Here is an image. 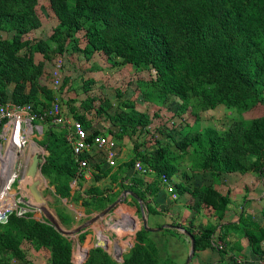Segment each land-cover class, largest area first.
Listing matches in <instances>:
<instances>
[{"label": "trees", "instance_id": "obj_1", "mask_svg": "<svg viewBox=\"0 0 264 264\" xmlns=\"http://www.w3.org/2000/svg\"><path fill=\"white\" fill-rule=\"evenodd\" d=\"M66 1L54 0L55 8L64 7ZM35 4L36 0H0V33L10 35L9 39L0 36V103H4L6 86H13L12 98H22L25 95V81L33 76L32 81L35 75L40 74L29 54L20 55L22 50L38 51L24 39L39 25L33 10ZM87 7V12L76 8L69 22L67 20L68 27L70 24L77 25L81 17L87 20L80 51L84 57L97 53L106 58L114 57L118 66L148 69L154 75L149 81L151 89L158 96L173 97L183 105H187L191 98L199 99L210 110L219 105L250 109L262 103L264 0H88ZM69 31L64 32L59 26L52 31L51 39L56 43L60 56L68 50L66 39L74 38ZM29 92L22 101H11L12 104L32 102L35 86ZM41 92L45 96L48 94L43 89ZM50 128L51 131L45 133L38 144L52 158L50 154L56 153L63 141L56 134L59 132ZM166 137L172 139L169 133ZM195 140L183 138L175 145L179 150H184L192 146ZM155 144L151 152L144 150L140 155L136 147L132 152L133 158L148 168L154 177L149 185H144L140 180L133 185L137 188L145 186L144 189L150 190L151 194L157 191L156 180L160 175L170 178L176 173L172 160L165 155L166 151L158 146V142ZM199 144L204 146L202 160L213 176L244 173L249 169L254 171L257 167H251L249 157L262 154L264 115L252 119L247 128L233 127L221 137L208 132ZM67 153L71 166L67 175L72 177L74 164L69 150ZM130 165L129 162L125 167ZM173 186L176 194L188 192L180 183ZM198 188L205 193L206 204L213 207L219 217L227 203L226 198L208 187ZM128 190L144 204L145 190L141 192L134 187ZM214 196L215 204L212 202ZM145 208L148 214L155 213L149 207ZM118 211L122 216L130 215L121 209ZM111 222L120 231L135 229L134 222ZM184 230L191 235L190 230ZM146 234L147 231L143 229L135 233L133 251L122 260V264H156V247ZM246 236L251 251L264 255L260 246L264 241V229L248 232ZM100 241L104 243L105 239ZM24 242L36 248H45L50 255V264H72L70 242L47 221H37L29 216L19 218L11 213L0 224V247L21 259L23 253L20 245ZM84 251L81 250L83 256ZM134 253L140 258L137 263L131 262ZM81 264L116 263L107 253L95 248L87 253V258Z\"/></svg>", "mask_w": 264, "mask_h": 264}, {"label": "rangeland", "instance_id": "obj_2", "mask_svg": "<svg viewBox=\"0 0 264 264\" xmlns=\"http://www.w3.org/2000/svg\"><path fill=\"white\" fill-rule=\"evenodd\" d=\"M87 1L67 0L64 7L55 8L54 0H36L33 10L39 25L25 35L24 39L35 46L38 51L22 50L20 55L29 54L33 64L38 66L40 73V64L44 65V76L37 80L39 75H35L36 78L32 81L33 76L28 77L24 83V93L35 85L36 80L37 84L39 82L41 86H46V84L49 86V74L53 61L57 55H60L56 43L51 39L52 31L58 26L64 32L70 30L74 36L73 39H66L70 60L67 59L66 61L67 69H65L61 86L57 90L59 94H65L63 99L59 98L63 112L68 113L69 109L72 108L87 111L90 117L87 126L92 128L98 122H104L108 131L116 132L118 147L123 149V160L130 157L126 152L132 153L133 147H136V152L142 155L144 150L151 152L156 145L155 143L158 142V146L166 151L165 155L172 160L176 167V173L172 176L174 182L177 183L184 179L189 186L193 187L211 185V182H215V177L211 175L207 165L202 160L204 146L199 143L203 142L208 132H213L221 137L227 135L233 127L245 129L252 119L263 116L264 94L262 95V103L256 104L250 109L219 105L210 110L196 98H191L187 105H183L173 97L158 96L151 89L149 81L154 75L148 69L135 70L128 65L118 66L114 57L106 58L101 55H96L93 63H91V65L96 64L99 67L98 70L95 69L99 71L93 77L95 83L87 84L80 79V73H78H82L83 69L79 63L82 60L79 53L83 48L82 34L88 25L87 20L85 17H81L77 22L78 26L70 24L68 27L67 25V20L69 22L71 14L76 8L88 11ZM0 36L2 39L10 38V35L4 33H0ZM71 67L74 70L72 69L69 78L66 71L70 70ZM10 86L12 85L7 86L6 92L7 98L12 102H19L23 100L22 98L27 97L23 95L19 99L18 97L12 98ZM44 125L46 127L45 133L51 131L48 124ZM145 129L148 133H144ZM168 133L172 139L166 137ZM183 138H195L196 140L192 146L179 150L175 142ZM261 153L258 157H249L251 167L257 168L254 171H249L251 179L249 178L247 186L258 185L264 197V146L261 148ZM46 154L47 158L45 157L43 171L42 173L40 171V175L38 174L36 177L39 180L38 189L44 200L43 210L36 212L33 218L38 220L42 218L48 223L51 221L59 230L72 232L65 236L71 244L70 261L72 264L83 263L91 249H101L96 245L102 243L100 239H105V251L110 258L116 264H122V260L133 251L134 236L136 232L142 229L143 217L148 228L153 230L160 228L158 231L147 232L146 234V237L156 247L155 263L185 264L190 247L189 238L178 229L177 225L171 230L161 228L164 209L155 211L156 216L148 214L143 207V202L139 198V202H137L129 194L128 189L131 187L137 189L133 184L139 180L134 176L129 166L122 172L121 169L116 171L99 169V175L98 173L96 176L92 175L82 183H73L72 177L67 175V171L71 167L67 160L69 158L67 151L59 146L56 153L50 154L52 158H49L47 151ZM111 171V175H114L112 182L106 180L101 182L100 191L99 193L94 192L93 198L85 194L86 184L89 186L95 184L99 178ZM240 176L242 175L240 174ZM240 176L239 178H241ZM222 185L224 186L225 183H219L217 188L220 190ZM225 189L233 194L237 192L235 185L226 186ZM58 192L63 195H59ZM249 192L250 189L246 188L245 193ZM153 202L155 201L153 200ZM144 204L148 206L146 198ZM139 205L143 207L142 212ZM107 207L110 209L97 218L98 214ZM170 208L174 207L170 206ZM119 209L132 215L122 216L118 211ZM260 216L261 223H264V207L260 211ZM131 219H135L137 222ZM113 220L124 224L134 222L135 229L133 231L130 229L120 231L111 224ZM84 224L85 226L75 231ZM181 227L190 231L196 230L186 225ZM236 233V235L241 236L239 231ZM116 247L119 249V258L114 259ZM20 249L23 258L17 259L0 247V264H50V255L45 248H36L24 242L20 245ZM82 249L85 250L84 256L81 252ZM196 250H200V248L197 247ZM139 261L140 258L134 253L131 262L137 263ZM187 264H195V256H191Z\"/></svg>", "mask_w": 264, "mask_h": 264}, {"label": "crops", "instance_id": "obj_3", "mask_svg": "<svg viewBox=\"0 0 264 264\" xmlns=\"http://www.w3.org/2000/svg\"><path fill=\"white\" fill-rule=\"evenodd\" d=\"M79 54L80 57L82 58V60L79 63H81V65L83 66L82 73L78 72L80 73L79 77L80 79H82V81L86 82L89 85L92 83L94 84L95 80L93 79V77L99 72L97 71L99 67L96 64H94V66L91 65V63H93L94 57L99 54L93 53L87 57H84L81 53ZM60 58H62V61L64 63L63 75H65V69H67L66 61L67 59L70 60V52H68V50L66 52H63ZM40 65H41V73L39 74L37 80L41 79L42 76H44L43 75L44 65L42 64ZM72 69L73 68L71 67L70 70L66 71L67 72L66 75H68L69 78H70V74L72 73ZM37 80L35 81L36 83L34 85L35 92L32 95L33 100L31 102V105L33 106L34 111L38 115H42L43 111L45 110L44 108L52 104L54 101H57L61 105L59 98L63 99V97H65V94L62 93L59 94L57 90L56 91L51 90L50 83L49 86L48 84H46V86L39 85V82L37 84ZM10 87H11L10 90L11 92L13 86ZM6 89L7 86L4 88V103H12L11 100L7 98L8 94L6 92ZM41 89H43L48 93L47 96H45V94L41 92ZM28 92L29 91L27 90L25 91L24 94L28 96L30 94V92L29 93ZM72 109H69V112L67 114H69L70 112L72 114V112L74 111V109L73 110ZM75 110H77V113L74 114L73 117L81 121L86 126L89 134L106 132L115 139L118 150L120 152L123 151V149H119L118 147L119 144H118V139L116 138L117 135L116 132L112 130L108 131L105 127L104 122H98L96 126H94V128H92L91 126L88 127L87 124L90 121L88 112L81 110L80 108L79 109L76 108ZM54 130L59 132V133L56 132L55 133L59 134L63 141L62 145L60 146L68 151V147L65 143V139L63 136L64 130L57 128H54ZM144 133H148V131L145 129ZM90 160L95 168V173L93 174L95 176L97 175V173L99 175V171H98L99 169H101L102 171H104L105 169H109L103 166L99 154L94 153ZM126 160H128V158ZM125 168L126 167L121 168V172ZM249 171L250 169L244 173L242 172H232L227 174L221 173L217 176H214L215 182H211V185L210 184L204 185L205 187H208L211 191H214L215 194L216 192H218L219 196L224 197L227 200V203L223 207V210L219 217H217V215L215 214V210L213 209V207L206 204L205 193L199 190L198 188L203 185H197L195 187L189 186V184L186 183V180L184 179H181L176 183L173 181L172 179L173 177H170L169 179L173 185L180 183L182 186L184 185V187L187 188L188 190V192H183L181 194L177 193V200L175 202H171L168 194L163 192L162 189L159 188V186L157 187V191L152 194L149 192L150 190L146 191L144 189L145 186L137 189H139L141 192L145 190L144 200L146 198L148 205L147 207L152 209L154 212L159 211V209L165 210V212L162 213L164 216L162 218L163 220L161 221V225H160L161 227L164 226L163 229L171 230L176 227L175 225H177L178 229L179 228L185 229L181 227L185 225L190 227L191 229L193 228V230L194 228L196 229L194 231H190L191 236L195 239L194 251L192 254L193 257L195 256V264H236L235 263L236 260H239L240 264H264L263 253L254 254L251 251V246L246 236L248 232L257 231L261 228L264 229V223H261L260 221L261 220L260 211L264 207L263 192L259 190L260 187H258V185L247 186V184H249V178H250ZM111 174L112 171L106 174L104 177L99 178L97 182L95 184H92L91 186L86 184L85 194L93 198L94 195L92 193L94 192L99 193L100 191L99 186L101 182L105 180L108 182H112L114 175ZM240 174L242 176H240ZM134 176L136 175L134 174ZM239 176L241 178H239ZM136 177L140 181H142L144 185H149L152 181H154V177L152 174L148 175L146 178H140L138 176ZM221 182H224L226 186L235 185V188H237L236 194H233L228 189H225L226 187L225 185L224 186L222 185V188H224V190H222V188L219 190L217 188V185ZM246 188L250 189L249 193H245ZM128 192L132 193L129 190ZM153 200L155 202L152 203ZM212 202L214 204L216 203L215 196L212 197ZM145 206L146 204H143L144 208ZM170 206H173L174 208L171 209ZM166 207H167V211H166ZM188 212H190L191 214L189 215ZM156 214L157 213H154V216H156ZM131 215L132 214H130L129 216ZM239 219H240V223H239ZM238 231L240 232L241 236L236 235L237 234L236 232ZM217 242L222 244L223 246L222 249L217 250L214 247L215 243ZM261 244L262 243H260V246ZM197 247L200 248V250H196Z\"/></svg>", "mask_w": 264, "mask_h": 264}, {"label": "built area", "instance_id": "obj_4", "mask_svg": "<svg viewBox=\"0 0 264 264\" xmlns=\"http://www.w3.org/2000/svg\"><path fill=\"white\" fill-rule=\"evenodd\" d=\"M63 66L62 58L57 56L49 74L51 90L59 89ZM76 113L75 109L72 114L64 113L57 101L45 108L43 116L38 115L30 103L0 104V223H4L11 213L19 218H33L41 210L28 192L31 183L28 167L31 157L37 155L42 160L37 166L38 175L47 156L45 148L38 144L46 132L44 124L64 130L65 143L74 164L73 183H82L95 173L90 160L94 153L99 154L106 168L116 171L130 162V168L136 176L146 178L151 174L138 159L133 158L131 152H126L130 157L123 160V151L118 150L115 139L108 133L89 134L84 124L73 117ZM156 181L159 188L168 194L170 201L175 202L177 194L170 179L160 175ZM35 220L44 221L42 218ZM261 246L264 250V241ZM214 247L217 250L223 248L218 242ZM235 263L240 264L239 260Z\"/></svg>", "mask_w": 264, "mask_h": 264}, {"label": "water", "instance_id": "obj_5", "mask_svg": "<svg viewBox=\"0 0 264 264\" xmlns=\"http://www.w3.org/2000/svg\"><path fill=\"white\" fill-rule=\"evenodd\" d=\"M42 163V160L37 156V155H33L32 157H31V163H30V165H29V167H28V175L30 176V178H31V183H30V185L28 186V192L30 193V195H31V197H32V200L36 203V204H38V205H40V209L41 210H43V208H42V205H44V200H43V198L41 197V194H40V192H39V190H38V186H39V180H37L36 179V175H37V166H38V164H41ZM133 198H135L136 200H137V202H139V200L132 194V193H129ZM139 208H140V211L142 212V210H143V207H142V205H139ZM110 209V207H107L106 209H104V210H102L99 214H98V216H97V218L98 217H101L102 215H104L108 210ZM93 221V220H92ZM61 236H66V235H68V234H70V233H72V232H63V231H61V230H59L53 223H51V221H50V223H49ZM83 226H85V224L84 225H82V226H80V227H78L75 231H77V230H79L80 228H82ZM162 227H164V226H162ZM161 227V228H162ZM142 229L144 230V231H147V232H152V231H158L160 228H157V229H155V230H153V229H150V228H148L147 227V223H146V220H145V218L143 217V219H142ZM179 230L180 231H182L184 234H186L187 235V237L189 238V243H190V247H189V252H188V256H187V259H186V262H185V264H187L188 263V261L190 260V258H191V256H192V254H193V251H194V240H193V237L190 235V234H188L185 230H183V229H181V228H179ZM97 246H99L101 249H102V251L103 252H105L106 253V244H105V242L104 243H101V244H96ZM119 249H118V247H116L115 248V254L113 255V258L114 259H116V258H119V251H118Z\"/></svg>", "mask_w": 264, "mask_h": 264}]
</instances>
